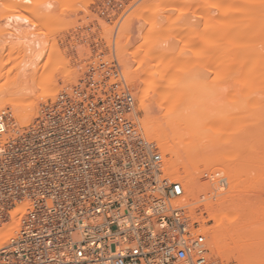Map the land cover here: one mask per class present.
<instances>
[{
  "label": "built area",
  "instance_id": "2783aa9c",
  "mask_svg": "<svg viewBox=\"0 0 264 264\" xmlns=\"http://www.w3.org/2000/svg\"><path fill=\"white\" fill-rule=\"evenodd\" d=\"M106 56L96 49L31 125L0 112V264H220L208 198L171 178Z\"/></svg>",
  "mask_w": 264,
  "mask_h": 264
},
{
  "label": "rangeland",
  "instance_id": "374dc122",
  "mask_svg": "<svg viewBox=\"0 0 264 264\" xmlns=\"http://www.w3.org/2000/svg\"><path fill=\"white\" fill-rule=\"evenodd\" d=\"M22 1H23V5L22 7H20L22 4V3L20 4V2ZM22 1L0 0V89L2 87V89L5 92L6 91L5 88L9 87L10 89V87L12 86L13 89L16 83L19 85L24 83L23 85H25L28 84L29 82H32L34 86L36 87L38 86L36 88L38 91L36 92L35 98L38 97L39 95L43 96L46 93L45 91L46 89H41L39 87L42 84H43L42 86H47L50 89L59 87V92H58L59 95L61 91L73 87V86L71 87L66 86V87H62V89L60 90L61 86L71 81L79 82V80L83 77V74L87 70V65L89 61L95 59L96 49L98 50L101 49L102 51H104L105 54H107L106 57H110L113 51L112 47H115V51L117 52L116 56L120 61L123 75L127 72V74L131 77L132 73H135L134 75L139 76L141 83H143V85L140 84V88L142 90L138 89L137 87H135V84L131 82L132 77L130 78L127 74L125 76L133 93L134 94L136 93L135 94L136 96L135 95L134 96L137 103V110L140 116L139 119L140 125L143 124L145 125L148 119L155 116L153 117L154 119L156 118L158 119V121L162 120L161 122H163L165 124L164 126H166L165 122L173 120V118H175L176 116L175 120L178 119L179 121H181L182 119H184V123L182 124V126L179 127L180 130L178 131L182 133L181 135L182 140H185V142H187L186 143L187 145L193 147L195 150L197 149V151L199 150L198 152L203 151L207 149L205 147H208L209 149L206 150L208 157L210 156L209 153L211 154L213 153V155L214 156L216 155V157L217 156L220 157L219 155H221L220 157L221 160L219 162L222 161V155L223 158L224 155L225 157L228 156L229 159L225 158L228 160L232 158L230 162L226 160L227 166L224 165L225 163L222 161L221 163L219 162L215 163L216 165L214 164L212 167H210L211 165L207 164L208 161L206 162L207 156L202 157L203 159H205V161L204 160L200 161L201 159L199 160L198 158L195 161V163L197 164L194 163V166L198 167V169L200 168L198 170L199 172L200 171L203 172H200V174L196 172L197 175L199 174V177L197 176L198 178L194 176L195 179L197 178L196 181L198 182L197 186L193 188L194 191L188 190L187 193L189 195L193 193L190 196L195 198L200 195H206V198H208L211 194L218 193V188L220 187V185H218V183H215V181H218L219 178L221 177H225V176L229 177V175H230V177L228 178L229 186L227 187V189H222L223 193L232 189L235 183V178L236 179L238 178L243 183L246 182L243 184V186L242 185L239 186L238 188L239 190L237 192V194L239 195H237L236 193L234 195L233 192L229 194H230V198L233 197L234 199L239 198L241 195H242L241 197H248L250 195L249 196L250 199L252 201L254 199L253 201L254 203L252 202L253 203L252 209L250 208V211L247 212V215L250 216L253 215V216H251L248 221H246L247 220L246 217V219L244 220L248 224L245 222L247 224L245 225V223L242 221L244 224L242 223V225H240V228L241 230L244 228L243 229V231H245L244 236L248 237L250 235L251 236L254 235L256 237L254 238V236H252V239L251 236L249 238H246L249 241H246V239H244V241L246 242H244L240 238L241 239L240 243H238L239 241L233 243V241L236 240V238L234 240L233 238L236 237L237 235L235 236L233 234L234 237L232 236L231 238L232 235L231 234L229 237L231 239L230 245L228 243L229 240H227V243L230 248H233L234 250H236V252L237 251L240 252L237 253L238 256L236 254V257L238 258L241 257L242 261L246 259L243 258L245 255L244 254L245 252L243 251L246 250L248 243H249L248 245L253 244L249 248H254L253 250L255 251L253 250L250 251L251 249L248 251L246 250L247 253H249L250 251L251 253L249 254L250 255L253 254V256H255L254 252L256 253L257 251L259 252L258 253L259 257L260 254L263 256L264 255V227H263L264 220H262L261 214L264 213L263 211L264 210V192H263L264 190L263 188L264 187V82L263 83H258L255 81L246 82L242 80L243 78L242 74H244V72L242 69L240 70L241 68L240 65L242 61L241 55H239L238 57H234L233 59L234 60L233 62H235L236 66L239 68H235L236 67L235 64L231 62L233 64V67L235 66L234 68L231 69L232 67L230 65L231 59H229L230 60L229 61L227 60L228 58H225L226 57L224 53L225 51L223 50L222 52L223 54L221 52L215 53V51L216 48L218 46L221 47L222 44H224L222 45L223 49L224 47L227 48L230 45V43L232 45H236L235 41L231 42L227 40V38L225 39V34L223 33L227 31L228 28V24L226 23L228 22L232 23L233 21L235 22L234 23L235 26L239 27V25L243 22V20H245V17L248 14H252L251 15L252 17L264 16V3H261L262 1L264 2V0H261V2L259 1L258 5L254 4V6L256 5L255 7L254 6L251 7V5L246 6L244 4L245 0H22ZM15 3L18 4V6H16ZM48 4H50L51 6ZM18 16L19 17L28 16L27 18L30 19L29 20L30 23L29 22L24 24L21 23V25L18 26L19 28H23V26L27 25L21 30V32L16 27L18 25L16 22H15L16 24L14 23V25L16 26H13L16 28V30L15 28L13 30V27L11 28V26L8 25L9 24L8 19L9 20L11 18L13 19V17L18 18ZM5 25L7 27L9 26L11 30L9 27H8L9 29L5 27ZM26 27L28 28L33 27V28L31 30L29 28L30 31L28 30L27 32ZM7 29L10 31H8ZM216 29L217 30L219 29L218 32L222 34H217ZM3 30L5 32L7 31V34L3 32ZM18 30L20 33H22V31H25L23 33L27 34V36L30 35L29 38L28 37L26 38L25 37L26 35L24 36L22 34H19V32H17L18 35L22 36V37L18 36L20 39L19 40L15 32ZM11 31L13 34H10ZM1 32H3L5 35ZM211 32L216 33L218 35L217 36L218 38L215 36L216 34L214 35L213 33L210 34ZM250 32L252 34V37H255L256 34L260 32L258 31V25H254V27L251 29ZM31 35L33 38L34 37L36 38V39L34 38L36 43L40 40L39 47H43V46L46 47V48L43 47L42 50L37 49L36 48L37 46L35 48L32 47L39 52L36 53L42 55V56L40 55V58H38L37 60L35 59V56L37 55L35 53V50L32 48L30 49L31 46L29 45V43L31 44V42H27V43L25 42L26 40L29 41L31 40L33 41L32 43L37 45L34 42V40L31 39ZM209 35L211 36V38H209L210 37ZM12 36L13 37L16 36L17 40L14 39L15 37L11 39ZM212 36L216 37V39L215 37H213L215 41L213 40ZM24 37L26 39H24ZM21 38L24 39L25 41L21 40ZM256 38L257 37H255L254 42L257 41ZM237 39L239 40V37H237ZM260 40L261 37L255 43H259ZM15 41H17V44ZM23 41L24 43H22ZM107 41L110 42L109 45ZM34 44L32 45L34 46ZM26 45H29L30 47ZM196 45L198 47L197 51L195 49ZM257 46L258 44H256V47ZM152 47H155L156 49L155 51L153 49L154 55L157 54L156 56L157 59H155V61H153L154 59H152L154 58ZM258 47H260L259 48V50H261L260 53L261 52L264 53V39H262V43L260 42ZM195 51L198 53V55H195L196 54ZM212 51L213 53H209ZM167 53H170L172 55ZM263 53L262 56L264 57ZM160 54L163 55V58L159 57L161 56ZM165 55L167 56L165 57ZM148 57L151 60L148 59ZM164 57L166 59H164ZM195 57H197L196 58L197 60L195 59ZM24 60L25 61L28 60V62L26 61L28 64H29V60H31L30 61L31 67L25 62L28 65L27 66L24 63ZM33 60H35L34 62L36 63H33L32 62ZM62 60L64 61L65 64L63 63ZM146 60L149 63H147ZM62 63H63V67L60 65ZM33 67L34 69H30ZM220 67L223 68L221 69V71H219ZM21 68L22 70L24 69L25 71L24 70L22 71ZM59 70H68V71L67 73H64V75L62 74L61 77L58 76L59 78L58 77L54 78L55 81H53V83L49 82L50 76ZM23 73L25 74L27 73L26 75L30 76V78L34 80L31 79L29 80L28 78L27 80L26 77L25 79H23L24 77ZM161 73L163 74L165 73L164 76ZM225 77L227 78V80ZM151 78L153 81H155V79L156 81L158 80L157 81L158 83L161 80L163 82L166 81L164 83L161 82L162 83L161 86L162 89L164 90L166 88L165 92L167 91L170 93H166L167 95L165 94L164 99L166 100H163L164 103L160 102L163 103V104L159 103L160 106L158 105L155 99L150 100L149 101L150 112L148 110L146 114V111H143L142 109V105H143L144 95L145 93H147L149 86L151 84L150 83ZM17 79L19 80L17 81ZM14 80L16 81V83ZM163 86L165 87L163 88ZM18 87L19 86H17V88ZM176 87H180L181 89L180 88L175 89ZM184 88H186L188 92L185 91ZM2 89L0 91H2ZM9 89H7V91ZM186 92L188 93L186 95H189L188 97L184 95ZM149 93L151 97V95L154 92L150 91ZM48 100L49 99H47L46 102ZM191 105L194 106L190 108ZM39 106H41V104ZM178 106L180 107L182 106L183 109L177 108ZM3 109L0 108V110ZM38 109L40 110L39 107ZM173 109H177V111ZM179 109L183 110L184 112L181 111V113H179L180 112ZM184 109H186V112ZM5 110L11 113L13 117H15L14 116L15 114L16 115L18 114L16 113L18 112V110L13 108H12L13 112L9 111L11 109H5ZM177 114L180 116L178 117ZM144 116L146 120L144 119ZM186 116L189 117L193 116L195 120L192 119L191 117L189 118ZM17 117L19 116L17 115ZM179 118L182 119L180 120ZM15 119L17 120L18 125L22 128L31 125L34 121L33 120L29 125L25 126L20 122V120L18 121L16 117ZM141 120L143 122L145 121V123H143ZM175 128L176 127H174V129L166 128V131L170 135V137H173V134L178 132L177 128L176 129ZM152 135L151 136L149 135L150 136L149 138L158 143V145L162 148V151H164L163 153L166 156V162L170 163L172 158L170 154H168L169 151L166 152L168 148L165 145L163 146L162 142H159L161 140H157L160 137L156 138L155 135L154 136ZM231 151L233 154L231 153ZM207 154L205 153V155ZM230 154L231 157L229 156ZM211 158H213V156ZM233 160L236 161V163L233 162ZM230 163L231 164L235 163V165L237 163L239 164L241 163L240 164L241 166L236 165L235 167V165H231ZM232 166H233V170L231 169ZM240 167L242 168V170L240 169ZM235 168L237 171L235 176L233 177L232 173H234ZM248 168L249 171L251 170V172L250 174L247 175ZM230 169L232 170V172L229 174V172L231 171ZM217 172L221 173V175H219V177L213 178L212 175ZM169 175L171 176L172 179H174L175 177L174 180L180 181L183 185L186 184V182L188 181L187 178H184V175L180 177L177 176L178 178L176 177V175L172 174L171 172H169ZM239 176L241 177V179L239 178ZM207 181L209 182L207 183ZM255 185L256 187H254ZM203 188L205 189L204 191ZM195 193L198 194L196 195ZM209 199L206 202V204L208 203V205L212 203L211 200ZM210 219L211 217H209V219L205 220L204 222L206 226L205 229L206 231H208L210 237L209 238L210 247L212 248L211 246L213 245L212 236L210 235L209 231L211 230L212 227L216 226V221L214 219L211 220ZM255 219L256 221L253 222V220ZM251 223L253 225H251ZM243 225L245 227L242 228ZM247 227L250 229H248ZM248 230H250L251 233L253 232L255 233L250 234L249 232V235L247 236ZM241 237L243 238L242 235ZM244 243L246 245L245 250H243L244 247L243 249H241L242 248L241 245H243ZM241 252L244 255H242ZM212 254H211V257L213 256L212 259L220 262V264H240L236 258H231L230 260L226 261L218 257L215 251H213ZM255 258H257L254 259L255 262L257 261L256 264H259L258 261H260V258H258V256H256ZM249 259L251 260V257H249ZM261 261L264 262V256L263 258H261ZM250 262H253V259Z\"/></svg>",
  "mask_w": 264,
  "mask_h": 264
},
{
  "label": "bare ground",
  "instance_id": "6f19581e",
  "mask_svg": "<svg viewBox=\"0 0 264 264\" xmlns=\"http://www.w3.org/2000/svg\"><path fill=\"white\" fill-rule=\"evenodd\" d=\"M22 1V0H21ZM259 1L261 2V0H245L244 1V4L247 6V5H251V7L252 6H254V4H256V5H258V3H259ZM16 2V1H15ZM18 2V1H17ZM22 3V4H21ZM26 3V2H25ZM25 3H24V5H25ZM261 3H264L263 1L261 2ZM20 4H21V6L20 7H22V5H23V1L22 2H20ZM15 5L16 6H18V4H16L15 3ZM27 5V4H26ZM48 5H50V4H48ZM255 5V6H256ZM51 6V5H50ZM254 6V7H255ZM24 8V7H23ZM34 12V11H33ZM213 14V13H212ZM4 15V14H3ZM252 14H248L246 17H245V20H243V22L239 25V27H236L235 26V22H233L232 21V23H230V22H228V23H226V24H228V28H227V31H225L223 34H225V39L227 38V40H229V41H235V44L236 45H232L231 43H230V45L226 48V47H224V49H223V47H222V45H224V44H222V42H221V47L220 46H218L217 48H216V51H215V53L216 52H223V50L225 51L224 53H225V58H228L227 60H229V59H231V61H230V63L232 62V63H234L235 64V62H233L234 60V57H238L239 55H241L242 56V61H241V65H240V70L242 69L243 70V72H244V74H242V80L243 81H246V82H249V81H255V82H258V83H263L264 82V57L262 56V53L263 52H261L260 53V51L261 50H259V48L260 47H258L259 46V43L261 42L262 43V39H264V16H254V17H252L251 16ZM28 17V16H27ZM27 17H19L18 16V18H14L13 17V19L11 18L10 20L8 19V21H9V24L8 25H10L11 26V28L13 27V26H16V25H14V23L16 22L18 25L16 26L19 30H20V32H21V30L25 27V26H27V25H25V26H23V28H19L18 26L19 25H21V23H30V19H28ZM6 18H9V17H6ZM224 20V19H223ZM234 20V19H233ZM6 22V21H5ZM18 22H20V23H18ZM237 22V21H236ZM8 23V22H7ZM15 23V24H16ZM6 24V23H5ZM158 24V23H157ZM225 25V24H224ZM254 25H258V31H260L259 33H257V34H259V35H257L256 34V36L255 37H257L256 39H257V41H258V39H260V37H261V40L259 41V43H255V42H257V41H255L254 42V40H255V37H252V34H251V29L254 27ZM29 26V25H28ZM31 26V25H30ZM5 27H7L6 25H5ZM9 27V26H8ZM7 27V28H8ZM22 27V26H21ZM10 28V27H9ZM8 28V29H9ZM11 28H10V30H11ZM14 28L15 27H13V30H14ZM27 28V32H28V30H29V28L28 27H26ZM33 27H31L30 28V30L32 29ZM7 29V30H8ZM10 30H8V31H10ZM15 30H16V28H15ZM19 30L18 31H15L16 32V34H17V32H19ZM29 30V31H30ZM217 30V29H216ZM219 30V29H218ZM218 30H217V34H222V33H219L218 32ZM200 31V30H199ZM215 31V30H214ZM213 31V32H214ZM3 32H5L4 30H3ZM3 32H1V33H3ZM14 32V31H13ZM14 32V33H15ZM19 32V34H22V35H26L25 37L27 38H29V36L30 35H28L27 36V34H24L23 32H25V31H22V33H20ZM103 32V31H102ZM203 32V31H202ZM213 32H211L210 34H212ZM222 32V31H221ZM6 34H7V31L5 32ZM8 33H10V32H8ZM30 33V32H29ZM205 33V32H204ZM203 33V34H204ZM216 33H213V35L214 34H216ZM4 34V33H3ZM10 34H13L12 33V31H11V33ZM31 34H32V32H31ZM207 34V33H206ZM215 35L216 37L218 36V35ZM5 35V34H4ZM37 35V34H36ZM112 35V34H111ZM11 36V35H10ZM17 36V38L19 39V37L18 36H20V35H16ZM16 36H12L11 37V39H16L17 40V38H16ZM33 36H35V35H33ZM102 36V35H101ZM110 36V35H109ZM210 36V35H209ZM208 36V37H209ZM215 36H212V38L213 37H215ZM222 36V35H221ZM20 37H22V36H20ZM24 37V39H26ZM37 37V36H36ZM114 37V36H113ZM207 37V36H206ZM216 37H215V39H216ZM220 37V36H219ZM237 37H239V40L237 39ZM241 37V38H240ZM35 38V37H34ZM33 37H32V35H31V39H33L34 40V42H35V39H34ZM209 38H211V36L209 37ZM218 38V37H217ZM254 38V39H253ZM24 39H22L21 38V40H24ZM101 39H102V37H101ZM116 39V38H115ZM207 39V38H206ZM235 39H237V40H235ZM20 40V39H19ZM38 40V39H37ZM36 40V41H37ZM104 40V39H103ZM112 40V39H111ZM204 40V39H203ZM212 40V39H211ZM213 40H214V38H213ZM220 40V39H219ZM25 41V40H24ZM24 41L22 42V43H24ZM40 41V40H39ZM39 41L36 43L37 45H35L34 43H32L33 41H29V40H26L25 42L27 43V42H31V44L29 43V45L31 46H29V45H26V46H29L30 47V49L32 48V47H36L37 49H41L42 50V48L44 47L43 45V47H39L40 46V44H39ZM215 41V40H214ZM222 41V40H221ZM241 41V42H240ZM16 42V44H17V41H15ZM19 42V41H18ZM105 42V41H104ZM108 42V41H107ZM217 42V41H216ZM228 42V41H227ZM238 44H237V43ZM21 43V42H20ZM42 43V42H41ZM90 43H92V42H90ZM109 43L110 42H108V45H109ZM215 43V42H214ZM213 43V44H214ZM32 44H34V46L32 45ZM216 44V43H215ZM256 44H258V46L256 47ZM23 45V44H22ZM24 46H25V44H24ZM155 46V45H154ZM213 46V45H212ZM23 47V46H22ZM29 47H28V49H29ZM156 47V46H155ZM155 47H152V52H153V55H154V51L156 50L155 49ZM34 48H32V49H34ZM44 48H46V47H44ZM113 49V51H112V53L115 55V57H116V59L118 60V58H117V52L115 51V47H112ZM213 48V47H212ZM258 48V49H257ZM117 49V48H116ZM153 49H154V51H153ZM196 51L198 50V47H197V45H196ZM204 49V48H203ZM207 49V48H206ZM217 49H218V51H217ZM35 50V53L36 52H38V51H36V49H34ZM41 50H40V52H41ZM88 50V49H87ZM30 51V50H29ZM44 51V50H43ZM195 51V55H198V53ZM200 51H201V49H200ZM33 52V51H32ZM90 52V51H89ZM205 52V51H204ZM39 53V52H38ZM38 53H36V54H34V55H36L35 56V59L37 60L38 58H40V55L38 54ZM156 53H158V52H156ZM201 53V52H200ZM199 53V54H200ZM209 53H213V51L212 52H209ZM214 53V54H215ZM167 54H170V53H167ZM179 54V53H178ZM204 54H206V53H204ZM223 54V53H222ZM264 54V53H263ZM152 55V56H153ZM161 55V54H160ZM170 55H172V54H170ZM177 55V54H176ZM184 55H186V54H184ZM213 55V54H212ZM217 55V54H216ZM42 56V55H41ZM61 56V55H60ZM121 56V55H120ZM151 56V57H152ZM156 56H157V54H155L154 55V58H152V59H154L153 61H155V59H157L156 58ZM167 55H165V57H166ZM209 56V55H208ZM62 57V56H61ZM159 57H162L163 58V55H161V56H159ZM158 57V58H159ZM164 57V59H166ZM184 57V56H183ZM187 57H188V55H187ZM192 57V56H191ZM199 57V56H198ZM212 57V56H211ZM25 58V57H24ZM171 58V57H170ZM197 57H195V59H196ZM222 58V57H221ZM148 59H150L149 57H148ZM147 59V60H148ZM168 59H169V56H168ZM174 59H175V57H174ZM146 60V61H147ZM151 60V59H150ZM172 60V59H171ZM197 60V59H196ZM211 60V59H210ZM224 60V59H223ZM27 62H28V60H26ZM25 60H24V63L26 62ZM31 60H29V66L31 65L30 62ZM35 60H33L32 62L33 63H36V62H34ZM63 61V60H62ZM61 61V62H62ZM184 61V60H183ZM239 61H240V59H239ZM118 62L120 63V61L118 60ZM169 62V61H168ZM217 62V61H216ZM223 62V61H222ZM25 63V64H26ZM32 63V64H33ZM60 63V62H59ZM63 63H64V61H63ZM63 63L62 64H60L62 67H63ZM147 63H149L148 61H147ZM174 63V62H173ZM189 63V62H188ZM230 64L232 67H231V69L232 68H234L235 66H236V64H235V66L233 67V64ZM26 64V65H27ZM65 64V63H64ZM163 64V63H162ZM165 64V63H164ZM169 64V63H168ZM239 64H240V62H239ZM27 65V66H28ZM167 65V64H166ZM165 65V66H166ZM174 65V64H173ZM177 65V64H176ZM220 65V64H219ZM218 65V66H219ZM58 66V65H57ZM162 66V65H161ZM164 66V65H163ZM218 66H217V68H218ZM31 67V66H30ZM36 67H37V65H36ZM168 67V66H167ZM166 67V68H167ZM176 67H178V66H176ZM28 68V67H27ZM235 68H239V67H235ZM30 69H34V67L33 68H30ZM58 69V68H57ZM67 69V68H66ZM221 69H223L222 67H220V70L219 71H221ZM21 70H22V68H21ZM24 70V69H23ZM22 70V71H23ZM82 70V69H81ZM168 70V69H167ZM171 70V69H170ZM182 70V69H181ZM235 70V69H234ZM238 70V69H237ZM21 71V72H22ZM25 71V70H24ZM67 71L68 70H59V71H54L55 73L53 74V75H51L50 76V78H49V82H51V83H53V81H55L54 80V78H57L58 76H60L61 77V75L63 74L64 75V73H67ZM236 71V70H235ZM26 72H28V71H26ZM164 72V71H163ZM226 72V71H225ZM243 72H241V73H243ZM73 73V72H72ZM129 73V72H128ZM27 74V73H26ZM25 73H23V79H25V77H26V79L28 78L29 80L31 79L30 78V76H28V75H26ZM126 74H127V72L124 74V77L126 76ZM135 73H132V75H131V82L132 83H134L135 84V87H137L138 89H141L140 88V84L141 85H143V83H141V81H140V79H139V76H135L134 75ZM156 74H157V72H156ZM155 74V75H156ZM160 74V73H159ZM161 74H163V73H161ZM165 74V73H164ZM164 74H163V76H164ZM227 74V73H226ZM21 75H22V73H21ZM127 76V77H128ZM159 76V75H158ZM162 76V75H161ZM221 76V75H220ZM150 77H151V75H150ZM154 77V76H153ZM155 77H157V76H155ZM174 77V76H173ZM34 78V77H33ZM53 78V79H52ZM59 78V77H58ZM226 78V77H225ZM27 79V80H28ZM52 79V80H51ZM150 79V78H149ZM161 79V78H160ZM193 79H194V77H193ZM216 79V78H215ZM224 79V78H223ZM229 79V78H228ZM19 79H17V81H18ZM31 80H34V79H31ZM163 80H165V79H163ZM172 80V79H171ZM226 80H227V78H226ZM231 80V79H230ZM15 81V80H14ZM24 81V80H23ZM126 81H127V79H126ZM147 81H149V80H147ZM158 81V80H157ZM156 81V79H155V81H153L152 80V78H151V81H150V86H149V89H148V91H147V93H145V95H144V99H143V105H142V109H143V111H146V114H147V111L149 110V101L150 100H156L157 101V103H158V105H159V103L160 102H163V100H166V99H164L165 98V94L166 93H170V92H165V90H166V88H165V90L164 89H162V83H164V82H166V81H159V83ZM220 81V80H219ZM25 82H26V80H25ZM28 82V81H27ZM128 82V81H127ZM162 82V83H161ZM15 83H16V81H15ZM18 83H20V82H18ZM22 83V82H21ZM35 83V82H34ZM78 82L77 81H71V82H69V83H66L65 85H63V86H61L60 87V90L62 89V87H66V86H68V87H71V86H74L75 84H77ZM216 83V82H215ZM219 83V82H218ZM225 83H226V81H225ZM12 84V83H11ZM24 84V83H23ZM23 84H21V85H19V84H17L16 83V85L13 87V89H15V90H13L12 89V86L10 87V89H9V87H7V88H5V92H4V90L2 89V87H1V89H2V91H0V108H5V109H11V110H9V111H11V112H13V110H12V108L13 109H16V110H18V112H16L15 110V112L16 113H18L17 115L19 116V117H17V115L15 114V113H13V114H15L14 116L18 119V121L20 120V122L22 123V124H24L25 126L26 125H29L33 120H35L37 117H38V114H39V112H38V107L40 108V104H42V103H46V100L47 99H49V100H52V101H54L55 99H56V97H57V95H58V92H59V87L57 88H52V89H50V88H48L47 86H39L41 89H46L45 91H46V93L43 95V96H41V95H39L38 97H36L35 98V96H36V92L38 91L36 88L38 87H36V86H34V84H32V82H29L28 84H25V85H23ZM36 84V83H35ZM129 84V83H128ZM166 84V83H165ZM263 85V84H262ZM17 86H19L18 88H17ZM177 86V85H176ZM67 87V88H68ZM165 86H163V88H164ZM17 88V89H16ZM48 88V89H47ZM178 88H180V87H176L175 89H178ZM0 89V90H1ZM7 89H9L8 91H7ZM39 89V88H38ZM181 89V88H180ZM185 89V91H187L186 90V88H184ZM142 90V89H141ZM164 90V91H163ZM150 91H152V92H154L152 95H151V97H150ZM163 91V92H162ZM178 91H181V90H178ZM184 91V92H185ZM138 92V91H137ZM165 92V93H164ZM174 92H175V90H174ZM183 92V93H184ZM188 92V91H187ZM185 93L184 95H186V94H188V93ZM163 93H164V95H163ZM180 93V92H179ZM136 94V93H135ZM134 94V95H135ZM167 95V94H166ZM169 95V94H168ZM171 95V94H170ZM191 95V94H190ZM136 96V95H135ZM164 96V97H163ZM187 97L189 96V95H186ZM185 96V97H186ZM40 97V98H39ZM177 97V96H176ZM175 97V98H176ZM182 97V96H181ZM174 98V97H173ZM169 99V98H168ZM185 100V99H184ZM184 100H182V101H184ZM186 101H187V99H186ZM40 102H42V103H40ZM40 103V104H39ZM164 103V102H163ZM163 103H160V104H163ZM189 103V102H188ZM187 104V103H186ZM185 104V105H186ZM158 105H157V107H158ZM169 105V104H168ZM160 106V105H159ZM194 106V105H193ZM192 105H191V107L190 108H192L193 107ZM160 108V107H159ZM177 108H180V109H183V107L181 106H178ZM5 109H3V110H0V112H2V111H5V112H7ZM179 109V113H181V111H183V110H180ZM189 109V108H188ZM173 110H175V111H177V109H173ZM185 110V112H186V109H184ZM40 111V110H39ZM152 111V110H151ZM192 111V110H191ZM149 112H150V110H149ZM153 112V111H152ZM174 112V111H173ZM184 112V111H183ZM182 112V113H183ZM187 112H189V111H187ZM9 113V112H8ZM137 113L139 114V112H138V110H137ZM148 115H150V114H148ZM169 115V114H168ZM178 115V114H177ZM185 115H186V113H185ZM175 116V115H174ZM180 115H178V117H179ZM13 117V116H12ZM15 117H13L14 118V120H15V123H17L18 124V122H17V120L15 119ZM147 117V116H146ZM151 117V116H150ZM153 117H155V116H153ZM150 118V119H148L147 120V122H146V124L144 125H140V123H139V126H140V128L142 129V131H143V133L145 134V136L148 138V139H150L149 137L152 135V136H154L155 135V137L157 138H159V139H157V140H161V141H159V142H162V144H163V146L165 145L168 149H167V151L166 152H168V154H170V156H171V158H172V160L170 161V163H167L166 162V156H165V154L163 153L164 151H162V148L159 146V148L161 149V151H162V153H163V156H164V159H165V162H166V169H167V171H168V173L169 172H171L172 174H174V175H176V177L178 176V177H180V176H182V175H184V178H187L188 179V181L186 182V184H182L183 185V188H184V191H185V194H188L187 192H188V190L189 191H194L193 190V188H195L196 186H197V183L198 182H196L197 181V178L199 177V174H200V172H203V171H198L199 169H198V167H196V166H194V163H195V161L199 158V160L200 161H202V160H204L205 161V159H203L202 157L203 156H207V158L206 157H204V158H206V162H207V164L208 165H211L210 167H212L215 163H217V162H219L221 159H220V157H221V155H219L220 157H216V155L214 156L213 155V153L211 154V153H209L210 154V156L212 157L213 156V158H211L210 156L208 157V154H207V151L206 150H208L209 148L208 147H205V148H207V149H205V150H203V151H200V152H198L197 151V149L195 150L193 147H190L189 145H187L186 143L187 142H185V140H182V133L180 132V131H178V130H180V126H182V124L184 123V119H182V118H179L181 121H179L178 119H176V120H178V121H176L175 120V118H176V116H175V118H173V120H170V119H168V120H170V121H166L165 123H166V126H164L165 124L163 123V122H161V121H158V119H154V118ZM186 117H189V116H186ZM192 119H194L193 118V116H190ZM189 117V118H190ZM143 119V118H142ZM144 119H145V116H144ZM192 119H190V120H192ZM146 120V119H145ZM163 120H164V118H163ZM195 120V119H194ZM142 121V120H141ZM143 122V121H142ZM143 123H145V121L143 122ZM142 124V123H141ZM174 127H176L177 128V131L178 132H176L175 134H173V137H170V135L167 133V131H166V128L167 129H174ZM175 128V129H176ZM150 135V136H149ZM151 141H154V140H152V139H150ZM154 142H156V141H154ZM157 143V142H156ZM158 144V143H157ZM235 145H236V143H235ZM205 151V152H204ZM203 152V153H202ZM205 153L207 154V155H205ZM231 153H232V151H231ZM203 154V155H202ZM233 154V153H232ZM228 155V154H227ZM201 156V157H200ZM230 157H231V154L229 155ZM225 158H228V156H226L225 157V155H224V158H223V155H222V161L225 163H222V164H224V165H226V162L227 161H229L230 162V160L232 159H230V160H228V159H225ZM209 159V160H208ZM225 160V161H224ZM227 160V161H226ZM221 161V162H222ZM221 162H219V163H221ZM228 162V163H229ZM233 162H235L236 163V161H234L233 160ZM238 162V161H237ZM240 162V161H239ZM235 163L234 164H231V165H235ZM168 164V165H167ZM195 164H197V163H195ZM206 164V165H207ZM221 164V165H222ZM241 164V163H240ZM239 163H237L236 165H238V166H241ZM216 165V164H215ZM236 165H235V167H236ZM227 166V165H226ZM225 166V167H226ZM207 167V166H206ZM209 167V166H208ZM228 168V167H227ZM231 168V167H230ZM220 169V168H219ZM229 169V168H228ZM232 170H233V166H232V168H231ZM230 169V170H231ZM240 169L242 170V168L240 167ZM232 170L229 172V174L232 172ZM216 171V170H215ZM214 171V172H215ZM236 168H235V171H234V173H232V176L234 177L235 176V174H236ZM248 173H247V175L248 174H250V172H251V170L249 171V168H248ZM196 172H198L199 174L197 175L196 174ZM225 173V172H224ZM194 174H196V175H194ZM211 174V173H210ZM214 174H218V175H221V173H214ZM228 174V175H229ZM234 174V175H233ZM237 174H238V172H237ZM197 177L196 179H195V177ZM237 176V175H236ZM250 176V175H249ZM177 177V178H178ZM229 177H230V175H229ZM228 176L226 177H221L218 181H215V183H218V185H220V187L218 188V195L217 194H211L209 197H208V199L209 200H211V204L210 205H208V203L206 204V211L208 212V214H209V217H211V219H214L215 221H216V226H214V227H212L211 228V230L209 231L210 232V235L212 236V242H213V245H211L212 246V248H211V254L213 253V251H215L216 252V254H217V256L218 257H220V258H222V259H224V260H226V261H228V260H230L231 258H236L237 259V261H239V263L240 264H256V262H255V260L254 259H257V258H255L256 256H258V258H260L262 255L260 254V257H259V255H258V253L259 252H257L256 251V253L254 252V255L255 256H253V254H249V253H251L250 251H252L254 248H249L250 246H252V245H248L247 244V248H246V250L248 251V250H250L249 251V253H247L246 252V250H245V247H246V245H245V243L243 244V245H241L242 246V248L241 249H243V247H244V249L243 250H245V251H243V252H245L244 254L242 253V255H244V257L243 258H246V259H244V261H242L241 259V257H236V254L239 252V251H237L236 252V250H234L233 248H230L229 247V245H230V242H231V239L229 238L230 237V235H231V238H232V236L234 237V235L236 236V237H234L233 238V240L236 238V240H234L233 241V243L234 242H238V243H240L241 242V239L244 241V239H246V238H249L250 236H248L249 235V232H250V234H254L255 232H253V233H251V231L250 230H248V232H247V236L248 237H246V236H244L245 234V231H243V227H245L244 225L242 226V230H241V228H240V225H242V223L244 222H246V221H248L249 219H250V217L251 216H253V215H247V212H249L250 211V208L252 209V206H253V201H254V199H253V201L250 199V195L248 196V197H239V198H236V199H234L233 197H231L230 198V194L233 192L234 193V195H235V193L237 194V192H238V188H239V186H243V184L244 183H246V182H242L241 180H239L238 178L236 179L235 178V183H234V186L232 187V189L231 190H229V191H227V192H224L223 193V191H222V189H227V187L229 186V181H228V178H229ZM238 177V176H237ZM239 178L241 179V177L239 176ZM174 179H175V177H174ZM231 179V178H230ZM186 180V179H185ZM199 180V179H198ZM232 180V179H231ZM234 180V179H233ZM222 181V183L223 184H220V182ZM206 182V181H205ZM209 181H207V183H208ZM232 182H234V181H232ZM248 183V182H247ZM210 184V183H209ZM258 184V183H257ZM203 185V184H202ZM248 185V184H247ZM231 186V185H230ZM208 187V186H207ZM246 187V186H245ZM254 187H256V185L254 186ZM192 190H191V189ZM241 188V187H240ZM248 188V187H247ZM246 188V189H247ZM264 188V187H263ZM208 189H210V188H208ZM250 189V188H249ZM251 189H252V187H251ZM205 189L203 188V191H204ZM245 190V189H244ZM260 191H262V190H260ZM202 192V191H201ZM220 192V193H219ZM240 192V191H239ZM243 192H245V191H243ZM263 192H264V190H263ZM262 192V193H263ZM203 193V192H202ZM229 195H228V194ZM191 194H193V193H191ZM190 194V195H191ZM196 194V193H195ZM194 194V195H195ZM198 194V193H197ZM196 194V195H197ZM241 194H242V192H241ZM189 195V194H188ZM237 195H239V194H237ZM232 196V195H231ZM247 196V195H246ZM218 197V198H217ZM258 200V199H257ZM214 201V202H213ZM253 202V203H252ZM257 205H259V204H257ZM263 206V205H262ZM260 207V206H259ZM256 208V207H255ZM255 210V209H254ZM253 210V211H254ZM258 210V209H257ZM261 210V209H260ZM264 211V210H263ZM257 212V211H256ZM262 212V211H261ZM251 213V212H250ZM258 213V212H257ZM260 213V212H259ZM256 216H258V215H256ZM261 216H262V220H264V213L263 214H261ZM260 216V217H261ZM246 217H247V220L245 221L244 219H246ZM253 218V217H252ZM210 219V220H211ZM243 221V222H242ZM254 221H256V219L255 220H253V222ZM250 222V221H249ZM243 223V224H244ZM247 223V222H246ZM245 223V225H247ZM250 224V223H249ZM255 224V223H254ZM256 224H258V223H256ZM251 225H253L252 223H251ZM250 225V226H251ZM256 227V226H255ZM264 227V226H263ZM248 228V227H247ZM254 228V227H253ZM262 228V227H261ZM248 229H250V228H248ZM243 232H241V231ZM247 230V229H246ZM252 231H254V230H252ZM256 231H257V229H256ZM208 232V231H207ZM238 233V234H237ZM242 233V234H241ZM234 234V235H233ZM257 234H259V233H257ZM256 234V235H257ZM261 234V233H260ZM240 237H239V236ZM241 235L243 236V238L241 237ZM252 236H254V235H252ZM252 236H251V239H252ZM239 237V238H238ZM256 236H254V238H255ZM210 238V237H209ZM229 238V239H228ZM241 238V239H240ZM239 239V240H238ZM250 239V240H251ZM227 240H229L228 241V243H229V245H228V243H227ZM242 241V242H243ZM246 241H249L248 239H246ZM246 241H244V242H246ZM2 243V238L0 237V247H1V244ZM212 244V243H211ZM232 244V243H231ZM237 244V243H236ZM245 245V246H244ZM249 248V249H248ZM240 249V250H241ZM253 251H255V250H253ZM240 253V252H239ZM215 254V253H214ZM249 254V255H248ZM257 254V255H256ZM213 255V254H212ZM247 255V256H246ZM214 256V255H213ZM212 256V257H213ZM237 256H238V254H237ZM264 256V255H263ZM263 256L261 257V258H263ZM249 257H251V260L249 259ZM253 257V258H252ZM261 258H260V261H258V263L259 264H263L264 262L263 261H261ZM252 259H253V262H250V261H252ZM249 260V261H248Z\"/></svg>",
  "mask_w": 264,
  "mask_h": 264
}]
</instances>
